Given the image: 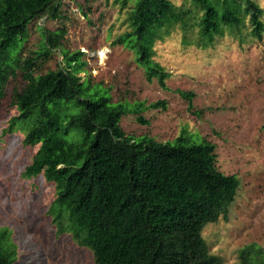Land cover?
Returning a JSON list of instances; mask_svg holds the SVG:
<instances>
[{
  "label": "rangeland",
  "instance_id": "1",
  "mask_svg": "<svg viewBox=\"0 0 264 264\" xmlns=\"http://www.w3.org/2000/svg\"><path fill=\"white\" fill-rule=\"evenodd\" d=\"M23 1L12 0L13 5ZM136 1L55 0L52 15L42 14L28 25L21 59L38 51L46 32L61 29L59 48L39 62L34 74L63 66L64 52L82 51L77 77L89 95L106 94L111 103L125 106L128 111L119 122L125 136L160 143L182 137L186 145H213L217 169L235 176L239 188L224 221L219 218L201 232L208 253L223 264H239V251L252 247L253 258L264 264V31L252 37L247 22L238 31L200 35V7L192 0H165L181 21L157 30L151 53L139 63L133 49L114 44L131 30ZM252 1L263 10L264 27V0ZM144 65L163 71V87L156 77L146 79ZM23 86L17 71L0 100V229L9 232L6 244L14 264H93L91 253L70 234H59L60 227L53 224L48 213L55 199L52 183L42 175H21L37 149L21 145L25 133L20 125L8 131L9 119L16 115L12 94ZM180 92L193 94L190 108ZM159 101L164 107H148ZM136 104L143 108L131 112ZM137 116L146 123H139ZM83 135L72 127L61 138L53 158L58 167L82 163Z\"/></svg>",
  "mask_w": 264,
  "mask_h": 264
},
{
  "label": "trees",
  "instance_id": "2",
  "mask_svg": "<svg viewBox=\"0 0 264 264\" xmlns=\"http://www.w3.org/2000/svg\"><path fill=\"white\" fill-rule=\"evenodd\" d=\"M54 1L0 3V100L8 78L17 71L24 85L12 94L16 115L9 119L8 131L20 125L25 133L21 145L37 146L22 177L42 175L52 183L55 199L48 213L54 216L53 224L60 227L59 234H70L77 246L87 249L93 264H223L220 257L208 253L201 232L219 218L224 221L239 186L235 176L217 169L213 145L203 141L186 145L182 137L160 143L125 136L119 126L128 111L125 106L111 103L106 94L89 95V88L77 77L82 51L64 52L63 66L34 74L39 62L59 48L61 29L46 32L38 51L21 59L28 25L42 14L52 15ZM192 2L203 11L200 35L238 31L247 22L252 37L259 38L264 31L263 10L252 0ZM130 13L131 30L114 44L133 49L139 63L151 53L156 31L181 21L165 0H137ZM144 70L148 81L156 77L163 87V71L145 65ZM180 95L190 108L193 94ZM158 106L164 107V102L148 107ZM141 108L136 104L130 111ZM72 127L84 134L82 163L58 167L54 153ZM7 240L9 232L1 228L0 264L15 261ZM251 250L239 251V264H258Z\"/></svg>",
  "mask_w": 264,
  "mask_h": 264
}]
</instances>
